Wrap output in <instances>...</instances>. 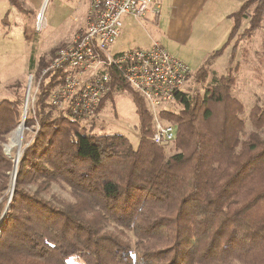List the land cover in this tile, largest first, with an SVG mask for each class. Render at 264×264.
I'll list each match as a JSON object with an SVG mask.
<instances>
[{"label": "trees", "instance_id": "16d2710c", "mask_svg": "<svg viewBox=\"0 0 264 264\" xmlns=\"http://www.w3.org/2000/svg\"><path fill=\"white\" fill-rule=\"evenodd\" d=\"M8 1L24 12L19 0ZM230 18L227 41L205 61L195 82L205 84L210 63L248 19L226 74L213 72L204 95L198 89L178 92L179 112L161 111L176 127L167 147L152 141L144 97L114 69L96 114L115 92L130 93L139 117L137 146L122 134H95L48 104L65 71L42 79L26 118L27 127L37 129L22 152L0 225V264H71L74 257L85 264H264V107L251 109L252 130L246 134L244 105L233 95L237 46L261 26L264 0H246ZM59 49L40 60L37 81ZM23 103L24 97L0 101V217L14 169L2 144L20 124ZM168 147L175 151L168 154ZM54 187L68 197L55 194Z\"/></svg>", "mask_w": 264, "mask_h": 264}, {"label": "rangeland", "instance_id": "374dc122", "mask_svg": "<svg viewBox=\"0 0 264 264\" xmlns=\"http://www.w3.org/2000/svg\"><path fill=\"white\" fill-rule=\"evenodd\" d=\"M19 1L24 7L22 13L11 6L8 0H0V101L6 98L24 97L22 120L18 127L26 122V118L33 114L35 108L39 84L35 76L39 62H42L40 60L49 59L52 50L61 49L72 42L84 28L88 11L86 0ZM244 1L206 0L202 12L189 32H185L184 29L172 31V12L167 11L169 8L167 4L166 7L163 6V22L160 27L150 20H134L126 17L121 37L111 46V50L121 52L138 47L144 48L152 44L153 40H159L166 45L173 56L181 59L191 68L193 76L185 91L191 94L194 89H198L204 95L206 84L210 82L213 72L218 76L226 74L231 50L236 44L238 35L248 27V19L242 22L238 35L233 38L224 53L210 63L209 78L206 82H202L205 84H197L199 82H195V75L211 54L221 48L228 39L232 22L225 14L235 12ZM25 31L29 39L25 37ZM237 48L240 70L236 76L233 95L244 105L241 118L246 125L245 133L248 134L252 130L249 119L251 109L255 105L264 107V20L254 35L239 42ZM33 59L34 67H32ZM31 76H33L32 82ZM27 103L29 110L25 117L23 112ZM168 108L180 111V105L176 103ZM138 125L139 117L131 94L117 91L106 99L98 118L87 127L95 134L125 135L133 146H137L141 138ZM35 129L37 128H28L27 124L25 127L24 124L22 143L13 147L10 152L7 147L11 144L14 130L2 144L4 152L13 159L14 163L17 158L19 165L22 152L31 143ZM262 136L264 137V133ZM174 151V147L167 148L168 154ZM13 182L14 169L12 184ZM53 192L60 197H68V194L58 187H54ZM12 198L10 191L7 195V204ZM2 216L3 214L0 223ZM71 264L85 263L74 257Z\"/></svg>", "mask_w": 264, "mask_h": 264}, {"label": "built area", "instance_id": "2783aa9c", "mask_svg": "<svg viewBox=\"0 0 264 264\" xmlns=\"http://www.w3.org/2000/svg\"><path fill=\"white\" fill-rule=\"evenodd\" d=\"M162 8L163 0H90L86 27L58 50L38 80L40 84L50 72H66L50 92L48 104L65 116L91 124L98 118L96 110L110 90V70L114 69L144 97L152 115V141L161 147L173 143L176 127L160 114L176 102L178 92H186L193 76L191 68L158 40L145 48L111 50L121 37L126 17L157 19Z\"/></svg>", "mask_w": 264, "mask_h": 264}, {"label": "crops", "instance_id": "0c3cea01", "mask_svg": "<svg viewBox=\"0 0 264 264\" xmlns=\"http://www.w3.org/2000/svg\"><path fill=\"white\" fill-rule=\"evenodd\" d=\"M88 2V10H89V2L90 0H86ZM206 0H163V6L166 7L165 4H167V6H169V8L167 9V11H171L172 12V17H171V23H172V31L176 30V29H184L185 32H189L190 28L193 26L195 20L197 19V17L200 15V13L202 12L203 9V5L205 3ZM246 1V0H245ZM244 1V2H245ZM243 2V3H244ZM241 3L237 10L240 8V6L243 4ZM236 10V11H237ZM163 11V8H162ZM235 11V12H236ZM88 13V11H87ZM234 13V12H229L227 14H225L226 18H230V15ZM162 13L160 15V17H158L157 19H154L153 17L148 18L147 20L152 21L153 24L157 25V26H161L162 22H163V17H162ZM87 17V15H86ZM232 22V20H231ZM86 27V24L84 26V28ZM83 28V29H84ZM82 29V30H83ZM231 29H232V23H231ZM231 32V31H230ZM230 35V34H229ZM229 37V36H228ZM159 41V40H158ZM227 41V40H226ZM225 41V42H226ZM161 42V41H160ZM224 42V44H225ZM162 43V42H161ZM164 46H166L164 43H162ZM223 44V45H224ZM151 45V44H150ZM149 45V46H150ZM222 45V46H223ZM221 46V47H222ZM140 48V47H138ZM145 48V47H144ZM166 48V47H165ZM167 49V48H166ZM220 49V48H219ZM168 50V49H167ZM169 51V50H168ZM171 53V52H170ZM204 63V62H203Z\"/></svg>", "mask_w": 264, "mask_h": 264}, {"label": "bare ground", "instance_id": "6f19581e", "mask_svg": "<svg viewBox=\"0 0 264 264\" xmlns=\"http://www.w3.org/2000/svg\"><path fill=\"white\" fill-rule=\"evenodd\" d=\"M28 110H29V104L27 103L24 107V112H23L25 117L28 114ZM23 136H24V123H22L18 127V129L14 132L12 139H11V144L7 147L9 152L13 149V147H17V146L21 145L22 140H23ZM15 164H16V168H17V166H18L17 158L15 160ZM12 186H13V184H12Z\"/></svg>", "mask_w": 264, "mask_h": 264}, {"label": "water", "instance_id": "95a60500", "mask_svg": "<svg viewBox=\"0 0 264 264\" xmlns=\"http://www.w3.org/2000/svg\"><path fill=\"white\" fill-rule=\"evenodd\" d=\"M27 99V98H26ZM24 124H25V127H26V122L24 121ZM18 128H16L13 132H15ZM12 132V133H13ZM6 153V152H5ZM7 156H9L7 153H6ZM17 169L16 166H15V163H14V183H13V187L11 189V198L14 194V187H15V182H16V178H17ZM10 203H11V200L8 202L7 206H6V209L4 210V213H3V216L1 218V222L5 219L6 217V214H7V211L9 210L10 208ZM1 224V223H0Z\"/></svg>", "mask_w": 264, "mask_h": 264}]
</instances>
